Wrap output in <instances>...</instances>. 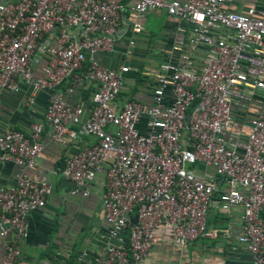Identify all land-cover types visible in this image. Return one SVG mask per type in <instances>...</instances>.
I'll return each mask as SVG.
<instances>
[{"label":"built area","instance_id":"obj_1","mask_svg":"<svg viewBox=\"0 0 264 264\" xmlns=\"http://www.w3.org/2000/svg\"><path fill=\"white\" fill-rule=\"evenodd\" d=\"M155 10L175 19L176 35L149 55L158 60L145 98L120 102L136 68L98 54L121 43L130 55ZM20 81L52 93L42 121L0 132V162L17 168L0 187V264H19L27 214L51 192L25 173L45 128L63 146L92 138L58 168L70 194L99 184L104 232L91 264H143L163 236L177 246L228 237V226L207 227L209 208L239 209L236 240L264 264V0H0V91ZM86 83L87 106L63 100Z\"/></svg>","mask_w":264,"mask_h":264},{"label":"crops","instance_id":"obj_2","mask_svg":"<svg viewBox=\"0 0 264 264\" xmlns=\"http://www.w3.org/2000/svg\"><path fill=\"white\" fill-rule=\"evenodd\" d=\"M155 11L159 13L156 16L165 15L163 11ZM146 14L141 20V32L134 36L130 55L122 53L124 48L121 43L115 52L98 54L102 65L125 62L136 68L135 72L131 71L125 76V85L118 97L120 102L131 97L145 98L158 60L150 59L149 55L162 53L159 49H165L176 35L175 19L168 17L164 18L161 30L152 34L144 27ZM34 71L37 73V69ZM93 90L94 85L86 83L74 87L71 92H63L62 98L70 104L81 102L87 106ZM31 93L30 87L23 81L19 82L16 91H0V132L7 128L26 131L30 123L42 121L52 90L40 89L33 95ZM30 96L31 102L28 101ZM45 131L46 128L42 133V148L35 166L25 173L32 179H45L51 192L42 208L27 214V234L20 246L19 264H91L104 232L99 184L92 183L85 195L70 194L72 184L59 174L58 168L65 156L90 145L92 138L83 133L78 134L68 145L63 146L49 140ZM16 172L17 168L12 163L0 162V187L12 184ZM239 213L236 208L228 212L209 208L207 227L228 226V237L220 234L215 237L200 236L183 246H177L163 236L160 242L148 250L143 264H250L247 251L236 240Z\"/></svg>","mask_w":264,"mask_h":264},{"label":"rangeland","instance_id":"obj_3","mask_svg":"<svg viewBox=\"0 0 264 264\" xmlns=\"http://www.w3.org/2000/svg\"><path fill=\"white\" fill-rule=\"evenodd\" d=\"M155 14H159L157 11H149L146 14V20L144 22V27L152 32V34L157 33L161 30V25L163 23L164 18L167 16L160 14L156 16ZM151 86V85H150Z\"/></svg>","mask_w":264,"mask_h":264},{"label":"water","instance_id":"obj_4","mask_svg":"<svg viewBox=\"0 0 264 264\" xmlns=\"http://www.w3.org/2000/svg\"><path fill=\"white\" fill-rule=\"evenodd\" d=\"M134 220H135V217L133 216L132 219H131V222H134Z\"/></svg>","mask_w":264,"mask_h":264}]
</instances>
